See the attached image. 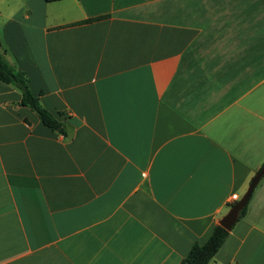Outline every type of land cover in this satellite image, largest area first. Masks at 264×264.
<instances>
[{
  "label": "crops",
  "instance_id": "obj_1",
  "mask_svg": "<svg viewBox=\"0 0 264 264\" xmlns=\"http://www.w3.org/2000/svg\"><path fill=\"white\" fill-rule=\"evenodd\" d=\"M18 1L60 126L0 79V264H180L264 162V0ZM209 264H264V175Z\"/></svg>",
  "mask_w": 264,
  "mask_h": 264
},
{
  "label": "trees",
  "instance_id": "obj_2",
  "mask_svg": "<svg viewBox=\"0 0 264 264\" xmlns=\"http://www.w3.org/2000/svg\"><path fill=\"white\" fill-rule=\"evenodd\" d=\"M93 18L95 17L90 19ZM6 54L7 50L0 41V79L16 85L20 89L22 103L32 107L43 123L52 128H58L60 121L56 115L40 103L38 96L29 87V78L26 73L17 66L15 61L10 60ZM247 205L248 202L241 209L238 219L245 214ZM229 231L230 229L215 222L209 236L203 242H193L186 255L181 259L180 264H209L214 254L225 241Z\"/></svg>",
  "mask_w": 264,
  "mask_h": 264
},
{
  "label": "water",
  "instance_id": "obj_3",
  "mask_svg": "<svg viewBox=\"0 0 264 264\" xmlns=\"http://www.w3.org/2000/svg\"><path fill=\"white\" fill-rule=\"evenodd\" d=\"M264 175V162L261 166L256 170V172L251 177L246 189L241 194V196L233 202L227 211L219 218L218 223L224 226L227 229H230L232 225L237 221L241 209L246 205L248 200L250 199L252 192L259 182L261 177Z\"/></svg>",
  "mask_w": 264,
  "mask_h": 264
},
{
  "label": "rangeland",
  "instance_id": "obj_4",
  "mask_svg": "<svg viewBox=\"0 0 264 264\" xmlns=\"http://www.w3.org/2000/svg\"><path fill=\"white\" fill-rule=\"evenodd\" d=\"M17 2L19 3L18 0H0V8L6 11L8 8H14Z\"/></svg>",
  "mask_w": 264,
  "mask_h": 264
},
{
  "label": "built area",
  "instance_id": "obj_5",
  "mask_svg": "<svg viewBox=\"0 0 264 264\" xmlns=\"http://www.w3.org/2000/svg\"><path fill=\"white\" fill-rule=\"evenodd\" d=\"M230 199L232 200V202H234L235 200L238 199V194L236 192L235 193H232Z\"/></svg>",
  "mask_w": 264,
  "mask_h": 264
}]
</instances>
